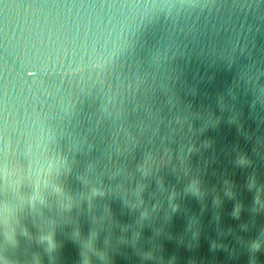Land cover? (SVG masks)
Segmentation results:
<instances>
[{"label": "clouds", "instance_id": "clouds-1", "mask_svg": "<svg viewBox=\"0 0 264 264\" xmlns=\"http://www.w3.org/2000/svg\"><path fill=\"white\" fill-rule=\"evenodd\" d=\"M37 197H38V200H42L43 195L40 193H37ZM0 264H5V261L2 258H0Z\"/></svg>", "mask_w": 264, "mask_h": 264}]
</instances>
